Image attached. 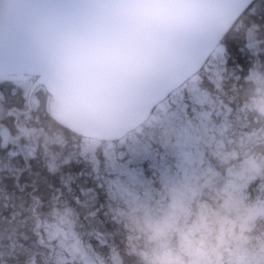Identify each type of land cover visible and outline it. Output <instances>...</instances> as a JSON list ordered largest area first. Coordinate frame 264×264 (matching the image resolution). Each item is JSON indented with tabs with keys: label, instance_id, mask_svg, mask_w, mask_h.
<instances>
[{
	"label": "trees",
	"instance_id": "obj_1",
	"mask_svg": "<svg viewBox=\"0 0 264 264\" xmlns=\"http://www.w3.org/2000/svg\"><path fill=\"white\" fill-rule=\"evenodd\" d=\"M223 45L241 90L225 94L216 69L169 112L94 147L51 116L44 87L30 98V81H0V132L30 129L19 154L0 149V264H264V137L240 128L253 115L240 108L253 95L246 76L264 66V0ZM203 120L206 139L191 131ZM66 243L82 255L61 257Z\"/></svg>",
	"mask_w": 264,
	"mask_h": 264
},
{
	"label": "water",
	"instance_id": "obj_2",
	"mask_svg": "<svg viewBox=\"0 0 264 264\" xmlns=\"http://www.w3.org/2000/svg\"><path fill=\"white\" fill-rule=\"evenodd\" d=\"M255 0H0V75L37 74L77 134L123 138Z\"/></svg>",
	"mask_w": 264,
	"mask_h": 264
},
{
	"label": "flooded vegetation",
	"instance_id": "obj_3",
	"mask_svg": "<svg viewBox=\"0 0 264 264\" xmlns=\"http://www.w3.org/2000/svg\"><path fill=\"white\" fill-rule=\"evenodd\" d=\"M234 27V26H233ZM242 28L241 26H237L235 30H240ZM251 33L248 34L247 37V44L246 46L249 49V53L252 54L255 58V55L258 49L255 50L254 48H258L260 46L259 41L254 38V36L250 35ZM249 40L252 42V46L249 43ZM224 42V41H223ZM223 42L220 44V49L215 52L207 61L206 65L204 68L191 80H189L185 85H183L180 89H178L175 92V98L172 99V103H170L169 99L166 103L161 104L158 106L154 112L153 118H158L159 115L164 114L169 112V110L174 107L178 106V104L182 103V99L184 98V95L186 92H197L200 90L201 86L199 85V79H202L204 81L207 80H212L214 71L217 69H221V80L219 82V86L221 89H223V92L227 94L228 90H241L243 88L242 83H238L236 85V88L230 87V84L228 83L229 76H226V70H227V55H226V49L224 48ZM254 47V48H253ZM257 61L254 60L253 63V68L250 70L247 77V81H250V83H253V95L247 99V100H242V106H240L241 109H243L244 112L246 113H252L251 120L247 121L244 123V125H241L242 127L240 128H252L253 131H257L261 133V135L264 137V66L258 67L257 66ZM231 75V74H230ZM245 77V79H246ZM30 78V77H29ZM33 78V80L31 79ZM30 80V88L34 82L35 77H31ZM31 98V96L29 95ZM29 98V101H30ZM177 109V107H176ZM174 109L173 111H175ZM176 112V111H175ZM235 112V110H234ZM161 113V114H159ZM150 120L149 122H151ZM154 124V123H153ZM152 124V125H153ZM15 130H11V132L8 134L9 131H7V135L4 136L6 140V146H2V141H0V149L4 150L5 152L8 151V154L11 156H15L19 154V148L17 147V138H19L20 134L23 132H28L30 129L26 125H19L14 124ZM27 128V129H26ZM4 130H7L4 128ZM17 131V132H16ZM257 137V136H256ZM253 147V146H252ZM251 147V149H252Z\"/></svg>",
	"mask_w": 264,
	"mask_h": 264
},
{
	"label": "rangeland",
	"instance_id": "obj_4",
	"mask_svg": "<svg viewBox=\"0 0 264 264\" xmlns=\"http://www.w3.org/2000/svg\"><path fill=\"white\" fill-rule=\"evenodd\" d=\"M23 80H24V82L30 81L26 78L22 79L20 77H16L17 82H23ZM174 114H175V117H179L178 112H175ZM202 122H204V123H202ZM202 122L193 124L191 131L193 132L195 130L196 132H201L202 133L201 138L206 139V138H209V132H210L209 128H208L209 123L204 121V120ZM88 143H89V140H88ZM93 144H95V143H93L91 141L90 145L94 147ZM139 144H141V141H139V140L135 141L134 148L137 149L139 147ZM90 145H88V146H90ZM28 148L30 150V146ZM185 172L188 173L186 168L182 171L183 176H185ZM63 247H64V249H63V253L61 254V257H64V259L74 260V259H78L79 255H82L81 250L76 245H70V244L66 243V244H64ZM253 264H256V263H253Z\"/></svg>",
	"mask_w": 264,
	"mask_h": 264
}]
</instances>
